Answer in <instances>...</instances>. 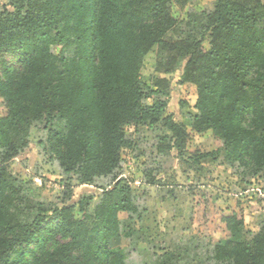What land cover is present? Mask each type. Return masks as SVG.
<instances>
[{
	"label": "trees",
	"instance_id": "obj_1",
	"mask_svg": "<svg viewBox=\"0 0 264 264\" xmlns=\"http://www.w3.org/2000/svg\"><path fill=\"white\" fill-rule=\"evenodd\" d=\"M6 1L0 7V264H126L109 240L120 234L119 213L145 209L122 173L121 152L133 146L125 129L162 122L172 144L159 137L157 151L165 156L174 148L182 156L189 132L165 115L167 76L181 61L180 82L196 89L191 132H210L220 143L191 160L223 154L240 179L264 177L262 0H217L209 13L184 16L171 10L189 0ZM149 53L156 67L147 82L141 69ZM32 128L67 180H103L94 215L84 211L90 198L79 201V217L75 204L51 211L15 178L11 163ZM145 176L154 184L152 170ZM222 220L232 235L243 226L235 213ZM199 252L164 251L154 264H264V225L249 240Z\"/></svg>",
	"mask_w": 264,
	"mask_h": 264
},
{
	"label": "rangeland",
	"instance_id": "obj_2",
	"mask_svg": "<svg viewBox=\"0 0 264 264\" xmlns=\"http://www.w3.org/2000/svg\"><path fill=\"white\" fill-rule=\"evenodd\" d=\"M6 2L0 0V7ZM216 2L189 0L184 7L174 6L171 12L179 16L188 12L209 13ZM208 41L206 37L205 47ZM51 52L58 54L59 48L52 47ZM155 67V54H147L142 62V80L150 81ZM182 69L181 61L167 76L165 113L189 132L190 139L182 156L174 148L165 156L157 151L159 137H167L166 144H172L171 134L162 122L125 129V137L133 146L121 152L122 173L135 201H141L139 204L145 209L138 213H119L120 234L109 240L111 249L120 251L126 264H154L155 255L169 250L185 256L226 240H249L264 225V177L240 179L226 164L223 154L216 155L215 159L202 158L198 163L191 160L195 152H214L220 143L210 132L203 135L191 132L197 114L194 108L196 89L180 82ZM4 113L0 100V114ZM40 136L39 131L31 129L27 146L11 163L15 178L29 183L32 198L49 205L51 211L75 204L73 213L79 217V201L90 198L84 211L94 215L101 203L103 180L94 178L91 184L83 185H78L74 179L67 180L56 162L48 159L40 149ZM146 169L152 170L154 184L147 183ZM231 213L237 214L243 222L235 235L229 233L222 220Z\"/></svg>",
	"mask_w": 264,
	"mask_h": 264
}]
</instances>
